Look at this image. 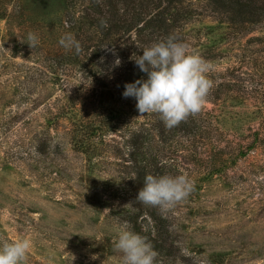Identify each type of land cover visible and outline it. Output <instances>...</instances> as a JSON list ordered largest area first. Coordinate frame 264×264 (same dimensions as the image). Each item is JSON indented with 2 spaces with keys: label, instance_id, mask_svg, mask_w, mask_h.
Returning a JSON list of instances; mask_svg holds the SVG:
<instances>
[{
  "label": "rangeland",
  "instance_id": "obj_1",
  "mask_svg": "<svg viewBox=\"0 0 264 264\" xmlns=\"http://www.w3.org/2000/svg\"><path fill=\"white\" fill-rule=\"evenodd\" d=\"M105 1L0 0V246L30 241L22 264H122L114 244L126 224L154 264H264V80L251 63L264 24L236 29L188 0L196 12L176 38L212 84L196 114L204 141L122 97L146 74L134 34L105 40L98 21L112 25L125 7ZM66 34L79 52L58 43ZM135 160L148 175L187 177L192 191L164 212L140 203Z\"/></svg>",
  "mask_w": 264,
  "mask_h": 264
},
{
  "label": "clouds",
  "instance_id": "obj_2",
  "mask_svg": "<svg viewBox=\"0 0 264 264\" xmlns=\"http://www.w3.org/2000/svg\"><path fill=\"white\" fill-rule=\"evenodd\" d=\"M28 40L34 46L37 37L30 33ZM58 43L65 49L80 51L79 42L71 34ZM134 61L146 78L126 83L122 97L133 98L139 113H156L167 128H172L200 112L212 84L205 75V62L190 52L187 44L168 37L145 48ZM114 64L119 67L120 60L116 59ZM192 187L183 175H146L136 200L164 212L185 199ZM29 247L30 241L26 239L4 243L0 246V264H22ZM114 248L122 254V264H154L157 255L152 245L126 224L121 227Z\"/></svg>",
  "mask_w": 264,
  "mask_h": 264
},
{
  "label": "trees",
  "instance_id": "obj_3",
  "mask_svg": "<svg viewBox=\"0 0 264 264\" xmlns=\"http://www.w3.org/2000/svg\"><path fill=\"white\" fill-rule=\"evenodd\" d=\"M107 1L110 7L118 13L114 0ZM119 2L125 6L122 9L121 18L111 16L109 21L112 25L105 26L104 21H98V25L102 29L106 41L114 40L120 32L127 36L134 34L135 40L131 41L130 47H133L131 53L135 52L133 58L136 59L142 55V51L147 46L150 47L155 43L165 41L168 37L176 38V33L182 30L186 22L191 20V14L196 12L189 8L188 0H119ZM207 4L216 15L226 17L227 23L236 29L247 30L246 26L264 24V0H207ZM176 40L178 42V38ZM260 53L261 51L254 52L251 63L255 64L253 67L255 75L264 80V52L262 55ZM236 70L239 71V69ZM219 86L222 87V85ZM232 86V83L228 81L224 88L233 91ZM218 100L219 97L218 99L216 97L214 102ZM223 112L224 116L226 113L228 115L226 111H222L221 114ZM203 124L208 126L207 121L199 119L194 114L189 115L171 129L180 133L194 134L199 139L202 138L200 140L206 141L205 137L208 136L205 131H202ZM161 128L162 124H160ZM262 131L258 129L255 132L254 144L259 140ZM160 134L165 140L170 139L169 135L166 136V130ZM134 162L136 164L133 169V173L136 175L134 182L140 190L145 176L148 175L145 170L147 168L142 167L139 160ZM154 176H158V173H155ZM160 176H163L161 170ZM213 176L214 174H211V177Z\"/></svg>",
  "mask_w": 264,
  "mask_h": 264
}]
</instances>
